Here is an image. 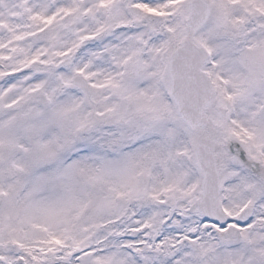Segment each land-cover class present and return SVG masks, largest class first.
I'll return each instance as SVG.
<instances>
[{
	"label": "snow or ice",
	"instance_id": "snow-or-ice-1",
	"mask_svg": "<svg viewBox=\"0 0 264 264\" xmlns=\"http://www.w3.org/2000/svg\"><path fill=\"white\" fill-rule=\"evenodd\" d=\"M0 264H264V0H0Z\"/></svg>",
	"mask_w": 264,
	"mask_h": 264
}]
</instances>
